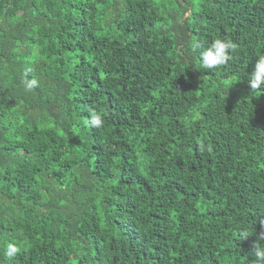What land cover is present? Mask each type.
<instances>
[{
	"label": "trees",
	"instance_id": "trees-1",
	"mask_svg": "<svg viewBox=\"0 0 264 264\" xmlns=\"http://www.w3.org/2000/svg\"><path fill=\"white\" fill-rule=\"evenodd\" d=\"M262 54L264 0H0V264H256Z\"/></svg>",
	"mask_w": 264,
	"mask_h": 264
},
{
	"label": "clouds",
	"instance_id": "clouds-1",
	"mask_svg": "<svg viewBox=\"0 0 264 264\" xmlns=\"http://www.w3.org/2000/svg\"><path fill=\"white\" fill-rule=\"evenodd\" d=\"M233 47L231 41L222 38L215 39L210 46L201 51L199 59L204 69H214L225 64L229 59V51ZM33 83H35L33 81ZM250 88L259 89L264 85V54L256 58L255 66L249 74ZM95 122H100L97 117ZM258 239L264 241V232H261ZM253 255L256 258V264H264V244L254 243ZM19 247L14 243H9L6 247L5 255L13 257L19 252Z\"/></svg>",
	"mask_w": 264,
	"mask_h": 264
}]
</instances>
